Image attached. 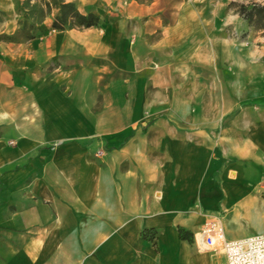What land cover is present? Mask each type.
I'll list each match as a JSON object with an SVG mask.
<instances>
[{"label": "crops", "instance_id": "0c3cea01", "mask_svg": "<svg viewBox=\"0 0 264 264\" xmlns=\"http://www.w3.org/2000/svg\"><path fill=\"white\" fill-rule=\"evenodd\" d=\"M47 2L0 0V264H220L216 217L264 236V32L228 0H67L101 25L52 30Z\"/></svg>", "mask_w": 264, "mask_h": 264}, {"label": "built area", "instance_id": "2783aa9c", "mask_svg": "<svg viewBox=\"0 0 264 264\" xmlns=\"http://www.w3.org/2000/svg\"><path fill=\"white\" fill-rule=\"evenodd\" d=\"M200 251L222 252L225 260L220 264H264V236L228 240L222 222L216 217L205 222L194 236Z\"/></svg>", "mask_w": 264, "mask_h": 264}, {"label": "trees", "instance_id": "16d2710c", "mask_svg": "<svg viewBox=\"0 0 264 264\" xmlns=\"http://www.w3.org/2000/svg\"><path fill=\"white\" fill-rule=\"evenodd\" d=\"M46 6L48 10L54 7L58 9V14L51 26L52 30L72 28L88 29L89 27H99L101 25L99 15L92 11H89L87 14H82L77 11L73 2H67V0H51V2L46 3ZM237 8L240 17L249 27L264 29V5L249 3L237 5ZM27 27L28 24L25 22L20 31L28 33L26 31Z\"/></svg>", "mask_w": 264, "mask_h": 264}, {"label": "rangeland", "instance_id": "374dc122", "mask_svg": "<svg viewBox=\"0 0 264 264\" xmlns=\"http://www.w3.org/2000/svg\"><path fill=\"white\" fill-rule=\"evenodd\" d=\"M41 3L40 2H37L36 3V7L33 10L30 11V13L32 11H35V12H33L35 14L32 15V17H34L35 19L41 18L42 16H44L43 8H41V7L38 6L39 4L41 5ZM249 3H257V4H260V5H264V0H235V1L228 0L227 5H226V11H225V13H227V12H234L235 14H238L239 15L237 5H240V4L245 5V4H249ZM255 30L257 32H264V29L263 30L262 29H255ZM242 35H245V34H242Z\"/></svg>", "mask_w": 264, "mask_h": 264}]
</instances>
